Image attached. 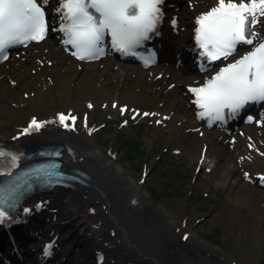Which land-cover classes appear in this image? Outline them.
I'll use <instances>...</instances> for the list:
<instances>
[{
	"label": "bare ground",
	"instance_id": "bare-ground-1",
	"mask_svg": "<svg viewBox=\"0 0 264 264\" xmlns=\"http://www.w3.org/2000/svg\"><path fill=\"white\" fill-rule=\"evenodd\" d=\"M59 2L60 0H47L46 4L54 12L56 19L58 13L55 9ZM216 3L217 0H187L188 5L180 8L177 14L180 29L179 34L174 38L175 43L171 50L172 61L170 59L169 63L163 66L146 70L118 69L110 61L105 60L85 64L75 60L70 53L62 49L61 36L59 42L47 39L41 43L29 44L24 52H16L4 64H0V144L3 143L11 154L7 159H0V173L14 169L20 165L26 154L36 151L41 146L58 145L64 149L63 161L66 167L80 169L89 175L86 179L87 184L74 182L70 188L39 191L27 198L25 206L34 211L32 213L35 218L34 223L42 228L43 239L56 236L62 233L59 230H69L73 226L85 231L90 240L98 241V238H102L99 240V249L118 253L120 260L126 263L130 264V260L137 257L129 252L131 248L135 247L141 260L150 255L144 246L146 242L143 240L145 232L141 224L142 219L136 213L138 207L146 203L148 197L142 200L141 181L130 177L126 169L116 165L109 158L114 152L107 151V154L96 149L95 143L92 142L93 129L88 127L92 119L91 109L103 108L104 113L110 115L132 112L135 118L147 120L167 119L169 116L168 120H164L165 124L174 121L180 128L194 127L202 130L199 133L191 132L196 136L195 139H191L193 144L201 143V139L205 141L210 139L208 131H205L194 119L192 95L186 86L205 84L207 79L220 71L233 58L238 59L240 55L251 50V46H243L234 57L216 61V67L209 71L200 73L194 70L195 64H198L194 50L195 29L198 26L196 18L211 7H215ZM167 17L169 16L166 15ZM255 30L264 36V24L257 25ZM161 40L167 43L170 38L163 34ZM176 64H180L181 67L178 68H183L188 73L177 70ZM70 98L82 100L85 110L82 112L75 110L77 120L67 121L69 127H65L56 118L57 114L62 112L57 109L42 118L30 114L23 126L19 122L16 123L23 119L19 108L25 103L33 102L32 105H39L42 109L53 101H56L55 104H60ZM38 100V103H34ZM144 113L149 115L145 116ZM261 113L264 114V110ZM81 115L83 119H80ZM33 117L45 118L46 123L39 130L30 129L27 134H23ZM15 123L16 129L10 133ZM154 127L161 128L156 125ZM237 137V142L248 143L247 139H237ZM211 145L215 146L216 150L222 149L221 146ZM250 147L255 149L258 146L254 142L245 149L241 148L242 152L251 150ZM11 156L23 157L12 162ZM252 158L257 164V173H259L257 178L261 180L264 177V159L260 160L255 156ZM241 182L243 185L236 194L240 197V202H244V206L249 203L245 201L264 204V188L257 184L252 185L245 179ZM242 187H246V190L243 191ZM58 208L66 209V212L64 211L66 216L60 228L57 230L51 227L45 228V219L52 218L59 211ZM169 214L167 209H162L163 224L170 226L178 223L182 228L188 224V221L179 220L178 217ZM74 221L78 224L74 225ZM186 229L185 226L184 230ZM185 231L183 234L186 238H196V233L193 232L194 236L191 237L192 233L185 234ZM71 234L74 232L69 231L65 238H69ZM55 240L56 238L53 242ZM260 244V239L253 232L247 238L244 256L255 258ZM37 247L38 241L34 243L33 248ZM157 261L158 257L152 255L149 263L140 262V264H157ZM133 264L138 263L135 261Z\"/></svg>",
	"mask_w": 264,
	"mask_h": 264
},
{
	"label": "rangeland",
	"instance_id": "rangeland-1",
	"mask_svg": "<svg viewBox=\"0 0 264 264\" xmlns=\"http://www.w3.org/2000/svg\"><path fill=\"white\" fill-rule=\"evenodd\" d=\"M73 99L60 104L53 101L42 109L39 105H32L33 102L25 103L19 108L23 119L16 123L23 126L30 114L42 118L56 109L68 114L85 110L82 100ZM91 114L89 126L97 127L92 136L96 149L102 153L116 152L115 157L109 156L116 165L126 169L135 180L140 177L147 179L145 186H142L141 199L148 197V200L138 207L136 213L142 219L145 232L143 240L146 242L144 246L150 255L141 260L135 247L129 249L130 253L137 256L134 259L138 264L149 263L152 255L158 257L157 264L264 263V204L245 201L249 203L244 206L236 194L243 185L241 181L245 179V169H257L252 157L264 159V118L262 123L245 127L235 134L243 140L247 139L248 143L245 141L230 145L212 138L206 141L201 139V143L193 144L191 139L196 136L180 128L174 121L156 125L152 119H132L130 112L110 115L104 113L103 108L91 109ZM127 119L130 123L121 125ZM16 123L10 133L16 129ZM254 142L258 147H250L251 150L242 152ZM211 144L221 146L222 149L216 150ZM203 148L208 163L200 165L198 157ZM245 188L242 190L245 191ZM163 208L170 212L169 216L188 221L186 231L185 226L182 228L178 223L170 226L163 224ZM64 211L66 209L62 208L59 223L66 216ZM70 229L67 232L72 231L74 234L67 240V244L73 247L74 241L82 242V246L73 248V261L77 264L90 262L88 255L91 257L98 249V242L90 240L89 235L85 231L81 232L80 228L71 226ZM183 231L185 234L192 233L191 237L194 236L193 232L196 233V238H186ZM253 232L261 241L260 248L255 258H246L244 251L247 238ZM89 250L90 254H86ZM108 254V257L117 260L116 264L119 261L129 264L121 261L118 253ZM130 261L133 264V260Z\"/></svg>",
	"mask_w": 264,
	"mask_h": 264
},
{
	"label": "snow or ice",
	"instance_id": "snow-or-ice-1",
	"mask_svg": "<svg viewBox=\"0 0 264 264\" xmlns=\"http://www.w3.org/2000/svg\"><path fill=\"white\" fill-rule=\"evenodd\" d=\"M162 3L163 0H60L55 11L60 16L59 31L67 36L63 42L75 48L72 55L84 60L104 54L106 34L118 51L135 55L131 50L156 30L162 18ZM46 4L47 0H0L3 59L8 58L6 50L10 46L45 38L49 30ZM196 22V40L203 50L200 55L210 62L234 57L238 46H251L250 51L233 58L203 86L190 89L202 109L199 115L223 120L225 110L236 114L251 102L264 101V36L255 30L264 24V0H217L216 6L201 13ZM149 62L145 59V63ZM58 119L65 127H69L67 120L75 121V117L63 113L58 114ZM44 123L33 117L23 134L30 129L39 130ZM4 155L0 151V157ZM16 160V156H11L12 162ZM7 214L0 205V222ZM50 247L46 246L45 255Z\"/></svg>",
	"mask_w": 264,
	"mask_h": 264
}]
</instances>
